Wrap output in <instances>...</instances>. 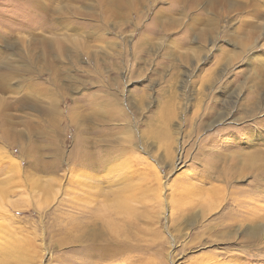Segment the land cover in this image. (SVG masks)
<instances>
[{"label":"rangeland","instance_id":"374dc122","mask_svg":"<svg viewBox=\"0 0 264 264\" xmlns=\"http://www.w3.org/2000/svg\"><path fill=\"white\" fill-rule=\"evenodd\" d=\"M0 264H264V0H0Z\"/></svg>","mask_w":264,"mask_h":264},{"label":"bare ground","instance_id":"6f19581e","mask_svg":"<svg viewBox=\"0 0 264 264\" xmlns=\"http://www.w3.org/2000/svg\"><path fill=\"white\" fill-rule=\"evenodd\" d=\"M88 233L91 234V233H90V229H89ZM88 233H86V231H85L84 234L80 235V239H81L82 237L86 238V236L89 235ZM87 238H88V237H87ZM7 247L9 248V245L5 247V251H6V252H7V250H8ZM6 249H7V250H6Z\"/></svg>","mask_w":264,"mask_h":264}]
</instances>
